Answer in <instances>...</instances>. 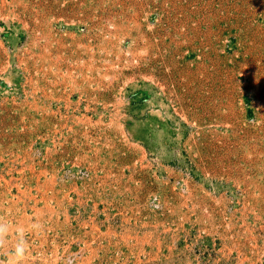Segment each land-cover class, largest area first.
Instances as JSON below:
<instances>
[{"label":"rangeland","instance_id":"obj_1","mask_svg":"<svg viewBox=\"0 0 264 264\" xmlns=\"http://www.w3.org/2000/svg\"><path fill=\"white\" fill-rule=\"evenodd\" d=\"M0 264H264V0H0Z\"/></svg>","mask_w":264,"mask_h":264}]
</instances>
